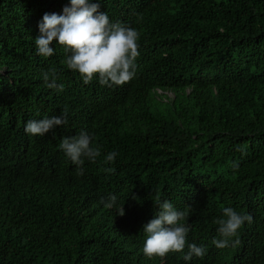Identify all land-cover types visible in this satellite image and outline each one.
Listing matches in <instances>:
<instances>
[{
    "label": "trees",
    "instance_id": "obj_1",
    "mask_svg": "<svg viewBox=\"0 0 264 264\" xmlns=\"http://www.w3.org/2000/svg\"><path fill=\"white\" fill-rule=\"evenodd\" d=\"M68 3L0 0V264H264V0H100L139 33L135 78L112 87L84 84L56 41L36 53L38 22ZM53 68L62 92L43 82ZM65 109L66 125L25 133ZM82 130L101 154L78 175L58 145ZM113 194L114 207L100 203ZM157 195L191 207L202 259L144 255ZM224 207L252 223L218 249Z\"/></svg>",
    "mask_w": 264,
    "mask_h": 264
},
{
    "label": "clouds",
    "instance_id": "obj_2",
    "mask_svg": "<svg viewBox=\"0 0 264 264\" xmlns=\"http://www.w3.org/2000/svg\"><path fill=\"white\" fill-rule=\"evenodd\" d=\"M39 35L34 38L36 53L42 57L54 55V48L50 45L54 41L63 47L67 54L62 61L68 69L78 72L84 84L98 79L102 86H122L131 81L136 75V59L139 56V33L135 28L121 22H111L106 12L101 11L100 0H69L61 13H44L38 22ZM44 84L49 88L62 92V84H58L57 71L53 69L42 71ZM67 109L60 115L29 119L24 127L26 134L44 136L58 126L67 124ZM93 136L87 131H80L78 135L64 137L58 147L77 166V174L83 175L85 159L95 163L101 152L93 144ZM117 152L112 151L105 157L104 163L114 162ZM233 168L238 165L233 163ZM106 173H115V168H102ZM116 195L107 199L101 198L100 203L106 208L116 205ZM153 218L142 226L145 236L143 244L144 255L164 258L170 252L184 253L185 262L193 257L203 258L206 255L205 245L188 243L187 237L191 230L187 223L189 218L187 206L184 210H177L169 200H162L159 195L153 201ZM119 216H123L124 207L120 208ZM223 216L214 220L218 225L219 239L213 238L211 243L218 249L229 246L235 247L240 243L238 230L245 222L252 223V216L236 211L232 207L222 209Z\"/></svg>",
    "mask_w": 264,
    "mask_h": 264
}]
</instances>
